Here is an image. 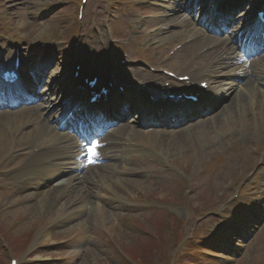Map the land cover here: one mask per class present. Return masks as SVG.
<instances>
[{"label":"rangeland","instance_id":"rangeland-1","mask_svg":"<svg viewBox=\"0 0 264 264\" xmlns=\"http://www.w3.org/2000/svg\"><path fill=\"white\" fill-rule=\"evenodd\" d=\"M157 1L161 2L164 0ZM192 1L193 0H165L170 8L165 13L163 9L161 10V15H163L164 20L162 18L156 21V12L158 11L160 14V9L153 10L150 7L151 5H149L153 4L151 0V2L147 3L148 5L141 4L144 5V7H137L134 12H129L125 17V26H127V21L129 23L131 21L133 24H140L139 21H137V16H139L145 20H150L151 23L153 22V25H164L168 23V21L180 22L182 20H187L189 22L187 25L197 30L198 26H196L195 21L191 19V15L186 13L183 7V2ZM0 2L4 6V13L11 20V23L14 25H26V30L23 31H25L30 39L23 43L26 48V52L24 53L25 59L36 57L38 44L49 38L50 35L55 32L61 34V37L66 40L65 43L67 44H64V42L56 38L51 40V43L58 41L59 44L63 45L59 46L61 49L58 51L63 53L64 56H67V50L71 46L70 42L79 35L77 31L76 37L75 34L70 36V28L72 27H78L77 29L81 27L90 31L88 33L89 37L86 39V45L89 50L95 45L98 47L104 46L102 36H105L107 48L113 50V43L108 33L114 11L111 12L112 14L109 13L112 7L109 4L107 7L105 0H89V2L85 4L84 11L88 19L84 20V22L83 20L79 22L76 18V12L79 6V2L77 1L0 0ZM114 3L118 5V2ZM128 4L129 2L125 0V5ZM249 5L250 3L247 1L244 8H249ZM135 6L139 5L137 4ZM165 9L167 8L165 7ZM95 11L97 13H95ZM187 17L188 19H186ZM198 25L202 24L199 23ZM8 27L13 26L8 24ZM115 27L120 29L118 22ZM170 30L172 31L170 32ZM170 30L165 32L164 35L156 36L152 38V41H149L152 49L151 54L157 61H165L174 47L181 45L184 43V40L195 34L193 31L190 34L175 35L174 33H176V31L182 29L172 27ZM129 31L130 28L128 26L123 32L126 37H128V40L130 39V35H127ZM5 32V24H0V33L4 34ZM124 34L120 36H124ZM9 40L10 39L6 37L0 39V45ZM133 41V39L129 40V49L133 48V44H135L132 43ZM212 41L213 39L209 40V42ZM203 47L201 40H197L177 50L172 59L168 61V63L174 62L176 64H169V67L171 69H181L183 72H190L192 65L199 62V58L203 54ZM215 56L217 55H209L203 62L209 64L212 60L219 58ZM125 59L129 61V58L125 57ZM221 64L223 65L225 63L223 61H217L214 68L217 66L221 67ZM128 65L142 66V63L129 62ZM122 68L128 67L124 66ZM142 68L145 69L144 63ZM56 70L58 73L61 68H57ZM215 80L214 82L210 81L211 85L218 86L224 82L220 81V79ZM51 95L52 92L50 93V96ZM228 95L229 96L221 100L218 106L215 105L214 108H217L218 111H221L223 108L228 109L229 106L234 103L233 97L235 92L232 90ZM241 99L243 100V104L238 110V115H235L232 120H221L220 125L217 124L219 126V131L217 133H212L208 121L205 123L207 129L209 128L207 130L208 134L205 135L204 139L201 138V141L197 139L199 136H195L193 133L192 127L190 131H178L176 135H173L174 142L171 143V141H166L167 134L159 135L160 137L156 132L143 134L139 131L136 124L133 123L135 129L134 139L138 137V140L154 145L162 151L172 149L174 152L172 153V158L169 159H172L176 165L183 168L192 182H190V184L185 181L182 182L169 174H162L160 180L155 182H147L142 177L139 178L140 180L142 179L141 181H131V185L135 183L137 187H141L140 192L143 194L144 199L147 198L146 203L152 204L153 206H160L159 210L145 212L137 218H130L131 222L136 220L133 221L134 224L130 222L134 226L124 231L119 228H114L111 231L112 233L109 232L110 230L107 231V229L103 228L101 215L98 214V210H95L92 221H90L89 224L87 223L91 232L89 233V231H87V234H91L90 238L88 240L82 238L84 229H74L77 230L75 232L77 234L76 238L68 244L64 242L61 243L60 240L63 239L65 235L70 234L69 230L65 231V229L67 227L74 228L73 222L72 220L69 221V217L64 216V219L69 222L63 221L65 222L64 224L51 225L50 222L54 215L51 212L54 209L53 207L49 210H42L43 208L37 205L35 209L21 207L0 213V264L9 263L8 246L14 256L24 259L26 264H141L149 258L148 261H151V264H166L168 262L164 260L162 256L167 258L168 256L165 253H170V251L172 255V250L174 248L172 246L177 240L184 237V230H179V227L180 224L183 226V222L181 223V221L183 219L186 220V217L191 218V220L188 221L189 232L196 230V239L195 241L190 240L187 242L185 254L182 257H178V259H180L179 264H264V228L260 230L259 233H256L257 231L252 232L253 235L256 234L253 240L250 239L248 242L247 238L243 239L245 243H242V245L246 244L247 246H235L238 239L240 240L239 243L242 242V238L238 236L234 237L233 232H237L236 228L226 229L223 225V220L224 218H228L234 223L238 220L239 215L236 214L233 206L222 204L220 208L219 202L217 201L216 192L222 191L223 187L229 182V179H234L241 171H244L245 165L241 157L242 155L238 153L237 157H239L240 160L238 165H235L237 161L229 159L231 154L224 156L223 153L215 149L205 152L202 155L200 150L190 149L193 144L202 145L201 147H203L209 140L208 143H212L213 138L217 139L220 133L223 135L224 131H233L234 137H236L239 135V130H241V128H243V130L247 129L255 117L258 119L264 117L257 114L256 111L257 104L258 107H260L264 99L259 100V96L257 95L250 96L249 98H243L241 96ZM220 113L221 112H217L216 114ZM10 119L11 118H7L6 116H1L0 121L3 124ZM215 121L217 122V120ZM188 125L191 124H187V126ZM1 127L0 124V129ZM158 138L160 139L158 140ZM240 139H242V142L245 144V142H248L249 138L246 136L244 139L240 136L238 140ZM220 140L221 143H224V153H227L229 149L228 143L226 142L227 140L223 139V136L222 139L220 137ZM174 147H182V150L179 148L176 151L173 149ZM199 148L200 147H198V149ZM241 148L242 146L239 148L242 153L247 150V148ZM180 151L182 152L180 153ZM174 153L180 154L174 157ZM239 158L235 159L238 160ZM129 166L133 167L136 166V164L133 163L128 165L127 168ZM213 173L214 178L212 179ZM127 182L128 181H125V183ZM255 186L256 188L260 187L259 183ZM90 189L94 190V187H90ZM25 191L26 189L24 192ZM183 193L188 195V202L183 199ZM3 196H5V193L0 192V202ZM3 199L6 200L5 197H3ZM154 200L162 201V203H153ZM262 200L263 199H261L259 203ZM37 209H39L38 214L37 211L36 213L31 212ZM207 211H214L211 217L206 216L205 213ZM218 217L221 219L220 224L210 230ZM106 222L110 223L111 218L108 217ZM207 231H210L211 235L216 232H229L227 235L232 233L231 237L233 239L229 237L228 241H225V248L223 247V249H217L216 247L212 248V250L217 251L215 252V256H210L202 250L193 251V253L191 250H195L194 248L197 249L200 245L197 236L205 235ZM82 244L87 246L85 247ZM203 246L207 245L203 244ZM36 247L37 249L33 254H30L31 250ZM226 248H231L233 251L224 252ZM78 251H83V253L79 254Z\"/></svg>","mask_w":264,"mask_h":264},{"label":"bare ground","instance_id":"bare-ground-1","mask_svg":"<svg viewBox=\"0 0 264 264\" xmlns=\"http://www.w3.org/2000/svg\"><path fill=\"white\" fill-rule=\"evenodd\" d=\"M172 24H173V22H171ZM174 33V32H173ZM186 33H188V31H183V30H178V31H176V33H174L175 35L177 34V35H180V34H186ZM216 50H218V49H216ZM216 50H211V51H209V52H207V53H205L204 55H202L200 58H199V64H198V66H197V70L198 71H200V72H196L195 74H194V77H196V76H201L202 75V73L204 72V70L203 69H201V68H203V66H202V64H203V60L207 57V56H209V54H214L215 52H216ZM219 56V55H218ZM217 57V56H216ZM214 58V57H213ZM169 64H171V65H175L176 63H174V62H171V63H169ZM251 68H254V67H251ZM248 70L246 69V67H242V68H240V67H238L237 68V73L238 74H240V75H243L245 72H247ZM251 71H254V72H257V71H259L256 67L254 68V69H252ZM207 75H210V74H207ZM252 80L251 79H249L248 81H247V83L244 85V86H241L240 88H241V90H242V94L244 95V96H248L247 94H248V92H249V88H251L252 87ZM220 87H222L223 88V86H219V88ZM225 88L226 87H224L222 90H225ZM227 89V88H226ZM215 90H217V87H215ZM232 108V107H231ZM231 112V111H230ZM258 114H263L260 110L258 111ZM14 122L15 121H9V125H14ZM15 125H17V123L15 124ZM40 129L42 130V132L43 133H47V135L49 136V134H50V132H48V130H52V128L48 125V123L46 124L45 122H41V124H40ZM197 130H199L198 128H196L195 129V131H197ZM202 131H200L199 133H197L196 135H199V136H201L202 135ZM124 134V133H123ZM7 136H6V131H4L3 129H0V142H2L3 141V139L4 138H6ZM202 140V139H201ZM201 140H199V141H201ZM210 141V140H209ZM209 141H207L206 142V144H205V146H207L208 144H211V143H208ZM215 141V138H213V142ZM212 142V143H213ZM66 145H63V148L64 149H66V148H68V145H70V143H67V142H64ZM202 145H192L191 146V148L190 149H198V147H201ZM177 149H179V148H176V149H174V150H176L177 151ZM180 150H182V147H180ZM44 152H50V150L49 149H47V150H45ZM174 151H172V153H173ZM182 151H180V153H181ZM180 153H174V157H177V156H179V154ZM71 156V154L69 153L68 155L66 154V158H68V157H70ZM35 162L36 161H34L31 165H30V167L25 171V172H23V173H21V174H18V175H16L18 178H23V177H27L25 174H28V173H30L31 171L32 172H34V170H32L33 168H34V166H35ZM68 165L70 164V163H73L72 161H69V159H68ZM109 166H114V164H109V165H103V167H109ZM74 169H76V166H74ZM106 175V174H105ZM107 176V175H106ZM65 188H62V187H60V193L58 192V189L56 188V187H51L50 189L48 188V189H44V190H39L38 192H35V193H29V194H27V195H24L22 198L23 199H28V200H30V199H32V198H36V199H38L39 200V203H40V205L39 206H42V207H44V209H47L48 207H49V205H51L56 199H58V198H60V196H61V194L63 193V192H65ZM88 192H90L89 190H84V194H86V193H88ZM82 193V194H83ZM86 203H88V206H90V207H92V206H94L93 205V202H91L90 200H87V202ZM91 203H92V205H91ZM95 204V203H94ZM35 205H37V203H33V204H31L30 205V208H33V209H35L34 208V206ZM97 205V204H96ZM39 209H37V214H38V211ZM94 211V210H93ZM92 211V212H93ZM78 226H79V224H78ZM77 226V227H78ZM69 229V228H68ZM66 231V230H65Z\"/></svg>","mask_w":264,"mask_h":264},{"label":"snow or ice","instance_id":"snow-or-ice-1","mask_svg":"<svg viewBox=\"0 0 264 264\" xmlns=\"http://www.w3.org/2000/svg\"><path fill=\"white\" fill-rule=\"evenodd\" d=\"M89 151L91 152L92 155H96L94 149H89Z\"/></svg>","mask_w":264,"mask_h":264}]
</instances>
